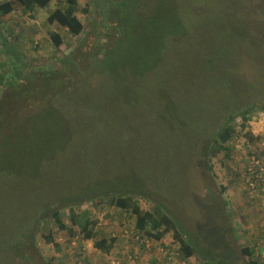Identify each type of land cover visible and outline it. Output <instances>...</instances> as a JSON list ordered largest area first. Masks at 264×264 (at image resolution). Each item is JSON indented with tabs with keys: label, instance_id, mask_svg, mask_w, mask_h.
I'll list each match as a JSON object with an SVG mask.
<instances>
[{
	"label": "rangeland",
	"instance_id": "rangeland-1",
	"mask_svg": "<svg viewBox=\"0 0 264 264\" xmlns=\"http://www.w3.org/2000/svg\"><path fill=\"white\" fill-rule=\"evenodd\" d=\"M257 2L246 0L248 6ZM57 7L53 1L43 9L34 7L0 17V99L15 73L3 54L5 40L15 47L22 64L29 65L27 73L41 70L31 75L46 77L60 71L65 64L62 60L72 55L69 60L74 66L70 75L62 74V79L50 77L38 84L26 77L29 97L22 95L20 100L30 103L25 112L28 122L22 121L17 111L0 122V137L11 136L6 152L14 151L26 134L22 144L28 138L27 149L32 153L15 154L11 165L2 171L6 174L0 173V264H75L76 242L64 235L57 238L63 244L62 251L38 236L29 262L15 258L12 248L41 208L70 197L83 199L96 192L125 189L153 194L169 217L183 225L189 242L200 247L217 246L216 258L228 264L247 260L241 251L246 242L243 232L253 229L259 215L257 205L250 204L245 196L243 168L248 154L256 157L258 145H245L244 132L237 126L236 150L229 143L217 158L203 159L200 142L205 137L200 136V125L212 121L215 127L222 125L219 115L223 108L233 107L232 112L245 101H264V78L255 72L264 71V66L242 64L229 69L228 59L243 46L233 32L240 30L244 2L78 0L76 15L84 30L74 37L56 23H47ZM172 15L178 20L176 25L167 20ZM245 18L255 21L259 13L250 11ZM50 33L61 36L59 48L52 44ZM106 33H112L110 39ZM252 38L264 43V33L256 32ZM104 40L108 43L97 58L104 63L93 69L74 64L82 58L79 52L74 54L78 46L93 50ZM245 48L253 50L251 44ZM256 51L254 57L264 59V45ZM209 56L214 62L205 65ZM242 75L243 85L239 79ZM34 85L45 87L36 92L29 89ZM10 95L13 110L19 95L15 91ZM252 120L247 131L264 139V112H257ZM225 152L232 157L227 159ZM50 157L53 159L46 164ZM39 165L42 171L36 176L33 171ZM15 173L21 177L13 176ZM147 197H135L142 211L155 206L156 199ZM92 204L83 203L80 210ZM62 212L67 217V209ZM107 212L113 221L103 227L106 236L118 239L114 250L101 256L88 241L83 252H78L82 259L90 264H105L106 260L110 264L129 257L132 261L136 256L133 263L123 264L183 263L171 234L162 244L142 250L125 233V227H132L134 222L124 224L119 211L107 206L99 218ZM64 222L68 225L67 218ZM183 264L203 263L194 257Z\"/></svg>",
	"mask_w": 264,
	"mask_h": 264
},
{
	"label": "trees",
	"instance_id": "trees-1",
	"mask_svg": "<svg viewBox=\"0 0 264 264\" xmlns=\"http://www.w3.org/2000/svg\"><path fill=\"white\" fill-rule=\"evenodd\" d=\"M53 1L57 2L58 7L47 17V23L49 25L56 23L60 27L64 28L72 37L80 36L83 33L84 27L76 16L78 12V0H4L0 4V17L11 13L16 14L19 12L32 11L34 7L43 9L50 5ZM242 1L244 2V9L241 17L242 21L240 22V30H235L233 35L240 38L239 40H241L243 46L241 49L238 47V52L231 55L229 58L230 62L228 59L229 69L232 70L238 68L242 64H244L243 66H248L250 68L254 63H260L264 66V59L255 58L253 55L254 53H257L256 50L264 45V43L258 38H256V40L252 38V36H256V32L264 33V0H257L258 2L256 4L251 3L250 6H248L249 3H246V0ZM253 10L258 11L259 18L255 21H250L245 18V16ZM167 20L173 25L178 23L175 15L169 16ZM110 30L112 29L109 27V31ZM174 30L175 28L170 29L167 36H169ZM111 35L112 33L109 36L108 33H106V36H108L109 39L111 38ZM49 38L55 48H59L63 44V40L58 34L50 33ZM113 40L114 35L112 36V42ZM106 43H108V41L104 40L101 46H98L97 49L93 50H87V48L83 49L84 47L82 48L81 46H78V48L74 51V54L79 52L82 55V58L79 61L74 62V64L79 63L90 68L92 67V69L97 68L96 64L104 63L103 60H98L97 58L99 56L98 54L103 51V45ZM250 44L253 49L251 52L245 48L246 46L249 47ZM2 46L3 54L8 58V61L10 62V65H12L15 73L13 81L9 82L7 85L9 87L8 91H6L5 95H3L0 99V122L7 117L8 113H14L16 111L21 114L22 121L28 122L29 116H27L25 112L29 110L26 109V106L30 103L28 100H20L22 95L24 97H29L28 89H26L25 86V78L28 77L29 80H35L38 84L40 81L42 83L45 79H49L50 77L62 79L65 77L62 75L65 74L64 72H68L69 75L71 74V65L73 66V63L70 64V60L73 55L62 60V63H65L62 66V70L49 73L50 75L43 77L39 74L31 75L33 72L41 71L40 69L32 70L27 73L26 68H29V65L22 64L23 61L19 58V53L13 45L7 42V40L2 42ZM69 58L71 59L69 60ZM213 58V56H209L208 59L205 58V65L213 64ZM92 64H94V66H92ZM72 72L74 75V70H72ZM255 72L258 74L259 78H264V71ZM23 73L27 74L23 75ZM239 79L241 85H243L242 79H244V75L239 77ZM72 80H74V78H72ZM245 85L250 86L246 83ZM42 87H45V85H38L37 87L34 85L29 89L37 92L38 89L41 90ZM14 91L19 95V100L15 102L16 104L13 103L16 110H12L9 107V103L11 105L9 99H14L10 93ZM231 96L236 101L241 100L237 95ZM245 102L246 103L243 104L246 106L237 105L235 108L238 110H234L232 112H230V110L234 109L233 107L229 109L227 108L228 110L223 108V111L219 115V119L222 120V125L219 127L214 126V121H212L211 124L200 125L203 129L200 131V136H205L202 141L200 140L202 143L201 150L202 155L204 156L203 159L210 158L211 160L217 158L222 151H226V146L229 143L232 144V149L236 150V146L239 143L236 139L238 136L237 126L242 132H244V135L242 132L240 133L246 140L245 145H247V143H251L253 146L258 145L256 152L252 153L256 155L259 161H264V139H262V137L253 136L250 131H247L249 123L254 121L252 120L254 115L257 112H264V101H254L251 102V104L250 101ZM237 119L238 122L236 125L235 120ZM4 128H6V131L8 130L7 127ZM0 133L2 132L0 131ZM24 136H26V134L23 135V137ZM10 137L11 136L7 138L0 137V173L2 174H6L2 171L11 165L9 161L13 159L15 154L22 151L30 152L27 149L29 139L26 138L25 142L22 144L23 137L19 141L20 145L14 151L10 150L9 152H6V147L8 146ZM225 153V157L227 159L232 157L231 154L229 155V152ZM250 156L251 153L247 155L246 165L243 168L244 175L246 174L247 166L251 159ZM50 159L52 160L53 158H47L46 164H49ZM211 169L212 167H209V170ZM41 171L42 167L39 165V167L34 168L33 172L37 173V176ZM13 176L21 177L19 173H15ZM245 190V196L248 202L253 206L256 204L258 207L256 214L259 215V219L255 226L252 227V230H247L246 233L245 231L243 232V237L246 242L241 246V251L247 260L242 261L241 264H264V200L260 197H255V192L251 194V192L247 190V187ZM137 196L145 199L148 198L147 196L155 198L156 202L154 203V208L151 211H142L138 202L135 200V197ZM105 199L108 201H105ZM87 202L93 203L91 208L80 210L83 203L87 204ZM106 206L111 208L114 212L119 211L117 215L122 216L124 224L127 221L131 222L130 220L134 222L132 227L129 225L125 227V233L128 232L129 235L134 238L132 242H135L137 246H141L142 250L150 248L151 246H154V244L157 245V243L162 244L164 237L167 234H171L173 241L178 245L176 254L178 256H182L180 258L183 263L196 257L203 264H228L226 260L215 257L214 248H217V246L211 247L213 244H207L208 246L201 244V248L198 244L189 242L183 225L169 217L167 210H165L162 203L157 200L153 194L151 195V193L148 192H137L126 189L109 193L96 192L83 199L74 197L73 200L70 197L66 198V200L62 203L56 202L41 208V210L37 212L38 214L36 213L37 216L35 219L30 223V227L24 229L20 233L18 243L12 248L14 252L12 255L21 260H27L28 262L31 261L29 258L33 259L32 257H34V252L32 251L33 247H35V242H37L38 236L41 239L43 238L47 244H52L55 250L62 251L64 248L63 244H59L57 242L59 235H64L69 241L74 239L76 242L77 247L74 249V254L76 255L78 261H76L75 264L91 263L85 258L82 259V254L78 253L83 252V248H85L84 243L88 241L92 242L94 249L97 250L101 256L105 254L110 255L112 250H114L118 239L116 236H106L105 234L103 224L111 223L113 221V217L109 214V212L104 214L101 219L99 218V215L102 214L101 210ZM64 209H67L68 211L67 217L63 215L62 210ZM66 218L68 225L64 222V219ZM236 226L238 227L239 224H236ZM44 231H47V233L45 232L46 235L44 234ZM131 233H133V235ZM223 248H225V245H223ZM131 259L132 258L129 257V259L125 258L123 260H112L109 263L123 264L124 261L133 263L137 257L135 256L132 261ZM239 263L240 262H237L236 264ZM47 264L52 263L49 261ZM105 264H107V260Z\"/></svg>",
	"mask_w": 264,
	"mask_h": 264
},
{
	"label": "built area",
	"instance_id": "built-area-1",
	"mask_svg": "<svg viewBox=\"0 0 264 264\" xmlns=\"http://www.w3.org/2000/svg\"><path fill=\"white\" fill-rule=\"evenodd\" d=\"M243 182L251 194L255 192V197L264 200V161L261 162L257 157H252L247 166Z\"/></svg>",
	"mask_w": 264,
	"mask_h": 264
},
{
	"label": "crops",
	"instance_id": "crops-1",
	"mask_svg": "<svg viewBox=\"0 0 264 264\" xmlns=\"http://www.w3.org/2000/svg\"><path fill=\"white\" fill-rule=\"evenodd\" d=\"M53 3V2H52ZM1 4V3H0ZM38 8V7H37ZM77 16V15H76ZM78 18V17H77Z\"/></svg>",
	"mask_w": 264,
	"mask_h": 264
}]
</instances>
